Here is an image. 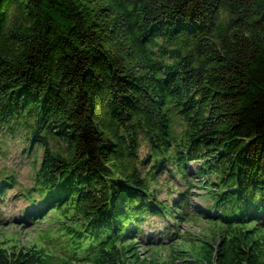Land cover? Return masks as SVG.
<instances>
[{
  "label": "trees",
  "instance_id": "obj_1",
  "mask_svg": "<svg viewBox=\"0 0 264 264\" xmlns=\"http://www.w3.org/2000/svg\"><path fill=\"white\" fill-rule=\"evenodd\" d=\"M10 124L43 151L42 207L28 217L50 215L55 227L44 242L0 243V264H180L190 189L157 200L141 137L155 177L177 163L213 199V213L195 205L226 227L207 263L264 264V236L236 231L264 221V0H0L3 135ZM0 178V193L19 183ZM149 214L171 220L158 232L169 237L143 245Z\"/></svg>",
  "mask_w": 264,
  "mask_h": 264
},
{
  "label": "rangeland",
  "instance_id": "obj_2",
  "mask_svg": "<svg viewBox=\"0 0 264 264\" xmlns=\"http://www.w3.org/2000/svg\"><path fill=\"white\" fill-rule=\"evenodd\" d=\"M11 125L12 124L6 125L5 127L7 128V135L2 134H5L6 130L0 132V147L2 148V151H0V176L8 171L13 173L19 182L17 187H12L8 184V188L5 190L6 192L0 193V219L4 221L10 214H15L16 216L14 218L15 223L0 227V243L4 242L6 248H10L12 245H28V243L35 240L38 242H44L45 240H48V238H46L45 234L42 235V230H47L46 232L51 231L50 233H52L55 227L53 221H51V218L54 220V217H51L50 215L47 217L40 216L36 220H31V224L23 222V220L20 219L23 217V215H20L22 214L21 211H24L27 208V210L33 212L34 209V206L31 205V199L24 195L27 190L32 189L35 198L37 200L40 199L39 189H36L34 185V177L38 168V163L42 159L43 151L38 145H34L33 147V142L30 140V136H28L25 129L15 126V129L11 128L8 130ZM150 154L151 150L149 149L146 140L141 137V147L139 151L140 159L148 157L146 162H141V168L143 172L150 173L149 178L151 179L152 188L155 190L159 202H167L169 204L171 203V200L179 199L180 191L182 192L188 187L190 189L191 203H188V205L183 204L188 206L183 209L186 212V218L182 219L180 232L176 236L179 238V250H188L184 252V259L180 264H208L207 261L209 258L207 259L204 251L207 250L209 243L216 244L220 239L221 230L226 227L224 224L218 226L208 218L196 217L198 211L197 207L194 205H196L197 202H201L202 206L211 205L212 211L213 199L210 194L207 193L206 186L204 187V185H201L200 187L193 183L190 185L189 181L184 180V178L181 177L182 173L179 172L180 166L177 163L167 162L171 171L163 172L160 176L155 177L154 173L156 168L153 170V166L149 163L151 158ZM152 160L154 161V159H151V163L153 162ZM188 164L190 167L189 169H191L192 172L198 170L197 162L192 161ZM171 172L182 179H178L175 175H170ZM186 174L191 175L188 170H186ZM199 179L200 182L204 180L203 176ZM205 180L207 181L208 179L206 178ZM226 208V210H223L224 214L233 216L234 212L229 207ZM166 209H168V207H166ZM70 213H72V210H70ZM18 214L20 215L19 219L21 221L17 218ZM216 214L218 213L216 212L215 215ZM11 219L13 220V218ZM55 220H57V217ZM262 220L263 219H261V222L256 221L257 224L255 222L245 224V226H241L236 231L247 235L248 238L254 235L255 237L253 238L264 236V221ZM170 221L171 220L162 215L158 214L152 216V214H149L146 217V221L140 224L142 231L141 233H137L136 237L140 238L139 241H143L142 244L145 245L147 243V235L154 234V237H158V232L163 231L164 228L168 226L167 222ZM215 238L216 241H214ZM251 240L254 239L244 241V244L249 243ZM167 244L168 243H166V245ZM143 245L139 247L142 252L145 250ZM259 245L261 246V243L255 246V248L258 249ZM191 248L195 252H191ZM170 252L172 251L167 246V248H160L159 254L161 253V258L167 260L170 258ZM145 254L149 255V251ZM193 256L196 258H193Z\"/></svg>",
  "mask_w": 264,
  "mask_h": 264
}]
</instances>
